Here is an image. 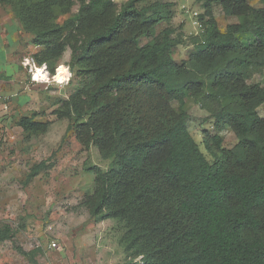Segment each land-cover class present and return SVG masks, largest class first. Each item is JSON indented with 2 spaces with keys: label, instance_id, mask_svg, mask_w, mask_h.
I'll use <instances>...</instances> for the list:
<instances>
[{
  "label": "trees",
  "instance_id": "obj_1",
  "mask_svg": "<svg viewBox=\"0 0 264 264\" xmlns=\"http://www.w3.org/2000/svg\"><path fill=\"white\" fill-rule=\"evenodd\" d=\"M78 1L80 11L62 24L51 16L56 0L10 3L41 48L38 64L50 63L53 72L68 47L90 78L66 102L79 142L109 162L106 170L88 167L96 183L90 215L116 220L126 251L142 264H264V118L257 114L264 88L245 83L250 70L264 66V9L251 0H206L203 40L178 64L169 5L127 0L116 10L112 0ZM212 3L239 22L220 32ZM161 22L167 27L156 33ZM143 37L148 41L139 45ZM203 96L217 103L216 128H230L238 140L218 156L212 146L220 148V138L210 145L203 137L211 161L187 128L185 101ZM19 124L42 130L25 118ZM9 232L0 229V242Z\"/></svg>",
  "mask_w": 264,
  "mask_h": 264
},
{
  "label": "rangeland",
  "instance_id": "obj_2",
  "mask_svg": "<svg viewBox=\"0 0 264 264\" xmlns=\"http://www.w3.org/2000/svg\"><path fill=\"white\" fill-rule=\"evenodd\" d=\"M11 0H0V229L9 228L10 239L0 242V264H32L21 256L16 247L31 253L37 264H142L141 257H133L123 243L125 229L114 219L95 220L89 212V201L95 194L96 183L92 170H106L95 146L85 149L75 134L73 119L66 113V102L72 95L90 84L81 65L71 62L67 47L61 57L51 64L43 63L54 75L47 81L32 82L23 60L41 51L33 45L32 34L26 33ZM39 1V0H36ZM51 16L62 24L81 9L78 0H56ZM127 0H112L119 10ZM149 3L169 5L172 38L176 41L173 59L181 64L195 53L196 44L203 40L205 26L199 16L204 13L206 0H149ZM64 6H61L64 3ZM255 9H264L261 0H251ZM212 16L218 30L224 32L237 17H225L221 5L212 3ZM51 20V19H49ZM167 25L156 26L160 33ZM143 37L139 45L147 43ZM68 77L62 82L60 69ZM246 85L264 88V66L250 70ZM45 77V76H44ZM172 106L177 110L178 104ZM187 128L199 149L211 161L212 157L201 145L206 137L210 145L213 137L220 138V148L213 147L218 156L225 155L238 143L230 128L218 130L211 113L217 103L203 96L188 97ZM264 118V103L257 108ZM41 123L42 130L28 132L19 124L21 119ZM38 173L28 178L33 166ZM54 245V246H53Z\"/></svg>",
  "mask_w": 264,
  "mask_h": 264
},
{
  "label": "built area",
  "instance_id": "obj_3",
  "mask_svg": "<svg viewBox=\"0 0 264 264\" xmlns=\"http://www.w3.org/2000/svg\"><path fill=\"white\" fill-rule=\"evenodd\" d=\"M22 66L28 71V74L30 75L32 82H36L38 80H40V81H43V80L46 81L47 80L48 81L49 77L51 78L52 81H57L56 80L57 71L54 75H50V73L48 74L45 66L44 65L37 66L32 58H29V59L25 58L22 62ZM39 69H41L42 72H44L45 77L37 73V71ZM63 76H64V78L58 82H62L63 80H66L68 77V74L65 73V74H63Z\"/></svg>",
  "mask_w": 264,
  "mask_h": 264
},
{
  "label": "bare ground",
  "instance_id": "obj_4",
  "mask_svg": "<svg viewBox=\"0 0 264 264\" xmlns=\"http://www.w3.org/2000/svg\"><path fill=\"white\" fill-rule=\"evenodd\" d=\"M37 73L40 74V75H42V76H45V75H44V72H42L41 69H39V70L37 71ZM62 76H63V75L61 74V75H60V78H62Z\"/></svg>",
  "mask_w": 264,
  "mask_h": 264
},
{
  "label": "snow or ice",
  "instance_id": "obj_5",
  "mask_svg": "<svg viewBox=\"0 0 264 264\" xmlns=\"http://www.w3.org/2000/svg\"><path fill=\"white\" fill-rule=\"evenodd\" d=\"M60 72L61 73H65L66 72V69H64L63 67H61Z\"/></svg>",
  "mask_w": 264,
  "mask_h": 264
},
{
  "label": "clouds",
  "instance_id": "obj_6",
  "mask_svg": "<svg viewBox=\"0 0 264 264\" xmlns=\"http://www.w3.org/2000/svg\"><path fill=\"white\" fill-rule=\"evenodd\" d=\"M43 65V64H42Z\"/></svg>",
  "mask_w": 264,
  "mask_h": 264
}]
</instances>
